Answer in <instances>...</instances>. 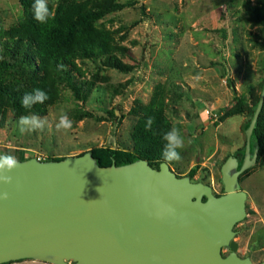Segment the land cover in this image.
Listing matches in <instances>:
<instances>
[{"label":"rangeland","instance_id":"374dc122","mask_svg":"<svg viewBox=\"0 0 264 264\" xmlns=\"http://www.w3.org/2000/svg\"><path fill=\"white\" fill-rule=\"evenodd\" d=\"M71 1L81 0L49 3L54 8ZM109 1L120 6L97 18L95 26L107 30L111 39L95 56L75 59L71 77L79 95L60 75L57 100L46 107L45 114H37L47 117L48 126L24 135L16 121L29 112L18 115L7 108L0 119V153L45 160L110 143L132 149L137 111L157 93L171 128L178 127L186 138L181 161L168 163L170 168L184 176L197 165L193 181L211 185L215 194L223 192L221 165L245 143L246 117L234 114L220 120L219 116L235 103V97L245 94L250 105L261 94L264 25L251 18L244 0ZM23 16L19 0H0L1 28L16 25ZM108 55H115L129 69L110 67ZM9 77L29 79L16 70ZM250 85L252 95L245 92ZM205 110L217 117L209 118ZM61 111L73 121L69 132L55 128ZM239 187L247 198L246 215L234 227L237 253L259 263L264 261V148L240 174ZM223 253L228 249L223 248ZM2 264L53 263L25 258Z\"/></svg>","mask_w":264,"mask_h":264},{"label":"water","instance_id":"95a60500","mask_svg":"<svg viewBox=\"0 0 264 264\" xmlns=\"http://www.w3.org/2000/svg\"><path fill=\"white\" fill-rule=\"evenodd\" d=\"M263 100L264 88L245 130L241 166L234 156L221 165L219 195L164 161L157 168L145 159L100 166L89 151L19 160L8 173L12 183L0 182V194H9L0 199V264H264L241 257L234 240L246 215L238 177L255 162L250 136Z\"/></svg>","mask_w":264,"mask_h":264},{"label":"trees","instance_id":"16d2710c","mask_svg":"<svg viewBox=\"0 0 264 264\" xmlns=\"http://www.w3.org/2000/svg\"><path fill=\"white\" fill-rule=\"evenodd\" d=\"M24 8V16L18 23L9 28L0 27V119L7 108L20 115L27 112L43 115L46 107L53 104L58 96V77L62 75L70 88L79 95V87L72 81V71L76 70L77 57H92L105 48L106 39H111L110 33L95 26L97 18L120 4L97 3L93 0L71 1L60 3L56 7L50 4L54 16L46 23L40 24L33 19V0H19ZM244 6L251 18L264 25V0H244ZM106 64L110 67L128 70L129 67L122 63L115 55H108ZM28 75L26 81H14L9 77L13 71ZM40 88L47 91L49 99L44 104H37L31 110L22 107L20 101L23 95L33 89ZM264 88V81L261 84ZM245 92L252 95L253 86H247ZM259 97L248 104V97L241 94L235 97V103L225 109L219 116L223 120L231 115L240 114L246 117V129L253 116ZM90 115V113H87ZM138 119L131 132L132 149L121 148L115 144L94 146L89 150L100 166L116 165L145 159L153 167H158L163 161L161 153L164 141L162 133L171 128V122L164 110V103L157 93L150 102L137 111ZM148 117L154 118L151 131L145 129ZM264 128V102L250 136V154H259L264 148L262 129ZM245 143L231 154L238 160V168L243 162ZM82 151L77 155L83 154ZM18 158V160L26 159ZM64 156L52 157L45 160H59ZM197 165L192 166L187 176L193 180ZM239 182V178H238ZM223 189V188H222ZM237 224V223H236ZM235 224V225H236ZM235 227V226H234ZM74 264V263H73Z\"/></svg>","mask_w":264,"mask_h":264},{"label":"clouds","instance_id":"9594fccd","mask_svg":"<svg viewBox=\"0 0 264 264\" xmlns=\"http://www.w3.org/2000/svg\"><path fill=\"white\" fill-rule=\"evenodd\" d=\"M33 19L40 24H46L53 16L54 12L50 7L49 0H33L32 4ZM49 99L47 91L36 88L31 92H27L21 98L23 108L31 110L37 104H44ZM154 118L148 117L145 121V129L151 131ZM47 117H41L35 113L29 112L26 115H21L16 121V127L21 135L26 133H35L43 131L48 126ZM57 131L69 132L73 128V121L67 112L61 111L58 119L55 122ZM164 141L161 157L165 163L180 162L182 159V150L185 147L186 138L182 135L180 129L173 126L168 131L162 133ZM20 166V161L11 152L0 153V182L12 183V176L8 173L17 169ZM100 189V188H99ZM98 189V191H99ZM100 192V191H99ZM9 194L4 192L0 194V199L7 200Z\"/></svg>","mask_w":264,"mask_h":264},{"label":"built area","instance_id":"2783aa9c","mask_svg":"<svg viewBox=\"0 0 264 264\" xmlns=\"http://www.w3.org/2000/svg\"><path fill=\"white\" fill-rule=\"evenodd\" d=\"M205 113L207 114V116H208L209 118L213 117V118L215 119V118L217 117V114H216V113H212L211 111H206V110H205ZM36 158L42 160V159L39 158V157H36Z\"/></svg>","mask_w":264,"mask_h":264},{"label":"flooded vegetation","instance_id":"af4514ba","mask_svg":"<svg viewBox=\"0 0 264 264\" xmlns=\"http://www.w3.org/2000/svg\"><path fill=\"white\" fill-rule=\"evenodd\" d=\"M240 176V175H239ZM239 178V177H238ZM193 181V180H192ZM213 190V189H212ZM223 192H224V189H223ZM223 192H221V193H219V194H222ZM214 193V192H213ZM215 194V193H214ZM219 194H215V195H219ZM205 198L203 197V200H204ZM228 249V248H227Z\"/></svg>","mask_w":264,"mask_h":264}]
</instances>
